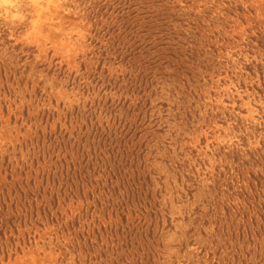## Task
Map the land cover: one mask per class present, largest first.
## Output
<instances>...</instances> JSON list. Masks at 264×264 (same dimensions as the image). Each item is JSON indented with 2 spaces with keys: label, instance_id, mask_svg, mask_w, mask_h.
<instances>
[{
  "label": "rangeland",
  "instance_id": "obj_1",
  "mask_svg": "<svg viewBox=\"0 0 264 264\" xmlns=\"http://www.w3.org/2000/svg\"><path fill=\"white\" fill-rule=\"evenodd\" d=\"M0 264H264V0H0Z\"/></svg>",
  "mask_w": 264,
  "mask_h": 264
}]
</instances>
